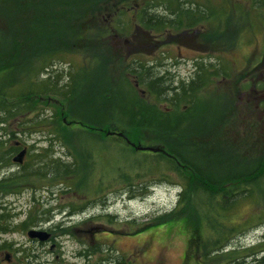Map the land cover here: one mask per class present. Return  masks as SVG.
I'll return each mask as SVG.
<instances>
[{
	"label": "rangeland",
	"instance_id": "obj_1",
	"mask_svg": "<svg viewBox=\"0 0 264 264\" xmlns=\"http://www.w3.org/2000/svg\"><path fill=\"white\" fill-rule=\"evenodd\" d=\"M39 1L42 0H0V29L10 33L9 26L14 24L13 35L18 36L19 44L20 29L30 26ZM83 1L87 0H78ZM117 1L120 2L109 0L110 7L99 15L112 22L120 17V25L131 19L133 27L128 23L132 28L129 37L103 36L100 32L96 35L95 31H90L92 40L108 38L107 41L87 43L86 49L91 52H83L85 48L81 47L73 49L47 68L32 71L33 79L43 83L50 75H55L56 79L61 72L65 75L86 67V71L80 73V84L75 92L69 94L73 101L65 103L59 95L49 96V100L36 99V109L30 115L44 114L41 120L48 125V130L54 127V118L55 124L64 131L58 133L59 141H50L51 137H46L42 131L24 134L15 127V134H22L23 140L33 145L28 164L36 166L35 171L50 168V165L39 167L37 164L39 160L54 159L52 157L73 165L71 169L76 166V171L62 175L56 182L51 175L33 172L35 184L25 192L21 202L8 198L6 204L0 203L7 216H14V228L0 233V243L8 244L0 253V264H111L112 261L115 262L112 264H264V252L257 256L249 251L264 243V174L244 185L246 191L235 190L238 195L234 200L190 191L178 205L182 192L178 177L156 180L152 187L145 188L144 182L152 178L151 173L166 171L163 157L156 156L155 152L136 150L118 135L123 132L106 130L104 137L97 127H94L95 133L87 134L80 132L79 125L67 124L68 119L77 117L78 110L84 112L88 102L100 112L104 111L103 121L114 120L112 111L118 113L116 107L110 105L113 97L110 102L106 100L108 105L101 97L105 92L102 79L108 83L105 87L109 91L124 96L126 81L116 85L113 76L120 72L126 57V63L137 61L153 65L155 74L165 76L171 86L191 80L199 65L207 66L208 70L217 66L220 74L212 78L207 88L199 89L201 94L194 95L191 109L180 117L177 128L199 120H202L201 125L177 136H162L151 131L143 142L135 144L160 148L159 144L167 143L165 140L176 141L190 161L218 177L254 170L256 162L252 160L264 158V68H258L264 52V9L255 8L249 0H180L193 11L187 18L183 15L179 28L154 31L146 37L134 35L140 22L134 19L133 9H125L123 15L116 12ZM129 1L135 6L133 0ZM148 1L136 0V3L143 6ZM169 5L174 3L169 2ZM216 10L217 14L213 15ZM153 12L171 17L164 5L153 8ZM199 13L206 17L203 22L189 26ZM179 21L177 19V23ZM97 22L89 20L88 27L99 28L100 22ZM208 34L211 40L216 37L221 41L216 40V45L211 43ZM87 35L85 32L83 39H88ZM229 43L232 45L228 47ZM96 45L100 51L97 60V55L92 53L97 51ZM24 58L19 64L26 67V74L14 77L16 73L8 72L3 75L4 83L18 82L19 90L34 88L23 81L36 65L38 55L25 53ZM105 65L111 66L110 69L103 68ZM130 81L136 84L133 79ZM136 89L147 101L153 100L142 93L146 87L136 85ZM71 107L73 113L69 111ZM161 107L168 110L164 101ZM210 108L212 115H209ZM61 112L67 119L57 122L56 116ZM5 134L0 132L1 152L12 147L15 140L6 141ZM52 149L56 150L55 155ZM37 154H41V159ZM12 157L7 160L10 166L14 164ZM16 185L18 187L8 193L22 189L21 181ZM34 194L39 196L38 204L33 201ZM71 207L78 208L74 215L69 213ZM45 212L49 214L41 217L50 219L36 224L37 214ZM33 228L51 231L54 240L31 239L28 231ZM194 236L196 239L192 241ZM17 248L27 249L29 255L19 253ZM235 250L245 256L240 262L223 256Z\"/></svg>",
	"mask_w": 264,
	"mask_h": 264
},
{
	"label": "trees",
	"instance_id": "obj_2",
	"mask_svg": "<svg viewBox=\"0 0 264 264\" xmlns=\"http://www.w3.org/2000/svg\"><path fill=\"white\" fill-rule=\"evenodd\" d=\"M108 1L109 0H87L83 2H78V0L39 1L38 10L34 19H32L29 23L30 26L20 29L21 33H19V35L22 36V38H20L21 40L19 44L16 41L18 36H16V38L14 36V24L9 26L12 33H5L3 31L4 29H0V132L7 133L5 134V138L7 137L6 141L17 135L15 134V127L19 128L22 133L42 131L46 137H51L50 141H59L58 133H63L64 131L61 130L60 125L57 123L55 124L54 118L53 124L54 127H56L48 130V125L45 122L43 123L44 120H41L44 114L38 113L33 117H30V115L36 109L34 108L37 104L35 103L37 102L36 99L44 98L45 100H49V96L59 95L66 100L65 103L73 101L69 97V94L75 92L77 86L80 84V73L82 71H86V67L75 70L73 73H65V75H63L64 72H61L60 76L56 75V77H58L56 79L54 77L55 75H50L43 83H41L39 79L37 81L33 79L34 73L36 71H40L42 68H47L48 65H52L56 60L63 59V55L70 53L73 49H80L81 47L82 49L85 48L83 52H91L89 49H86V46L88 45L87 43H98L102 40L107 41L106 39L108 38L102 40H92L91 36L93 34H91L90 31H95L96 35L100 32L104 34L103 36L113 34L114 36H125V38H127V36L129 37L130 30L132 29L131 27H133L131 19V22L129 20H125V25H120L122 20H120V17H118L116 21L112 22L113 20H108L99 15V13L101 14L104 12L103 9L110 7ZM133 1L135 6H132L131 1L129 0H120V2L117 1L114 4V8L115 11H119L121 15H123V11L125 9H133L136 16L134 19H137V21L139 20L138 22H140L135 28V36L139 34L145 35V33L151 34L154 31L160 32L179 28V25L183 20V15L187 18V14L193 11L190 9V6L189 8L184 6V2L180 0H149L143 6H139L136 3V0ZM169 2H173L174 5H169ZM195 2L199 4V2ZM249 2L257 9H264V0H249ZM163 5L165 7V11L171 15L170 18H167L165 15L160 13H152L153 8ZM197 7V10H199L200 6ZM17 9L19 10V8ZM199 14L200 15L196 21L188 23L189 26H196L197 23L199 24L203 22H201V20L206 17H202V13ZM215 14H217V10L213 15ZM177 19H180L179 23H177ZM89 20L99 21L100 25H97L99 28L88 27L90 26ZM128 23L132 26L129 27ZM85 32H88V39H83ZM181 34L182 33H180V35ZM207 36L209 37V41H212L211 43L214 44L215 42V45L217 41H221L216 37H213L214 39L211 40L209 34ZM97 45L100 46L99 44ZM97 45V51L92 52L94 55H97H95L96 60L99 58L98 56L100 53ZM110 45L113 47L112 44ZM231 45L232 43H229L228 47ZM25 53H29L30 56L34 54L38 55L35 62L36 65L30 68L33 70H29L30 75L28 76L27 74L25 76L27 79L23 81L24 83L30 84V86L33 85L34 88L32 87L25 90H19L16 88L18 82L9 81L4 83L3 75H6L8 72L16 73L14 77L24 73L26 74L28 71H25L26 67H20L19 64L20 61L25 59ZM126 58V61H123L120 72H116L113 76V81H115L116 85L126 81V91L124 92V96H120L118 94L115 95L113 92L109 91L108 87H105L108 83H105L102 79L101 86L104 87L103 91L105 92L102 93L101 97L102 100H105L107 105L108 103L106 100L109 101L111 100L110 97H113L112 101L109 102L110 105L112 103L113 107H116L118 113L117 115L115 111H112L114 120L111 123L103 121L105 118L104 111L101 109L100 112V109L97 110V108H94V106L88 102L84 108V112L78 110L79 112L76 115L77 117L67 120L68 125H79L80 127L78 128H80V132L87 134L95 133L97 130L94 127H97L100 129V132L104 137L108 130H111L112 132H123L129 140L134 143L143 142V139L147 136L146 134L151 131L162 136H165L166 134L177 136L180 135V133L182 134L186 131H192V128L197 124V126L201 125L202 120H199L195 124L187 125L182 128L180 126L177 128L178 123H180V117H184V114H187V112L191 109V105H193L192 98L194 95L196 93L201 94L200 90L207 88L213 80L212 78L220 74L219 71L221 69L219 67L217 68V66H213L215 68L214 70H208L207 66L203 67V65H199V70L195 72V75L191 78V80L188 82L181 81L176 86H171L167 82L165 76L155 74L153 65L137 61L126 63L128 57ZM110 67L111 66L108 65L103 66L105 69H110ZM258 68H264V52L263 59L259 63ZM32 71H34V73ZM131 79H133L134 83L136 82V84L146 87V94L149 95V97H152L153 100L147 101L138 92L136 84H133V82L130 81ZM204 80L208 82L204 83ZM19 81H21V79ZM60 81L62 82L59 83ZM247 86L248 83L245 84L246 88ZM171 93L172 96L169 97ZM98 96L100 98L99 94ZM163 101L167 104V111L161 107ZM95 110L99 112L97 116ZM125 110L126 113L123 114ZM69 111L71 113L74 112L72 107ZM212 113L213 112H211L210 108L209 115H212ZM61 114L59 115L58 113V116H56L57 122H61V118H66L65 116L62 117L63 112H61ZM24 129H27V131ZM67 129L73 130L72 127ZM1 138L2 136H0V163L2 156H8L10 154L13 156V152L15 151V148L12 145V147L10 146L9 148H5L6 151L1 152L3 143ZM159 141L162 142L163 140ZM164 142L167 143L159 144V147L162 148L163 151L156 152V156L164 158L166 171L159 170L151 173L152 178L144 182L145 188L148 189L149 187H152L156 180H168L173 176L178 177L181 180L180 186L182 187L178 205L183 203L185 200L184 197L190 191L203 192L213 197L220 195L224 199L231 197V199L234 200V198L238 195V191L239 193H242L241 189H245L244 191H246L247 188H244V185L255 182L261 175L264 174V158H259L252 160V162H256L254 170L235 174L232 177H227V175H220V177H218L213 172L203 169L199 163L190 161L186 154L182 153L183 150L180 146L176 145V141L171 142L165 140ZM52 152L53 155L56 154V150L52 149ZM37 155L38 159H41V154ZM52 158L54 159H51L50 161L39 160L37 164L39 167L50 165V168H45L44 172L37 171V173L44 176L51 175L54 182L61 178L62 175H71L75 173L76 166L71 169V166L73 165L65 163L56 157ZM74 162L75 161H73V164ZM63 179L65 178L63 177ZM17 183V180H1L0 192L8 193L10 190H15L18 187L16 185ZM234 185H236V187H234ZM230 186H232V188H230ZM235 190L238 191L235 192ZM13 217L14 216H7L6 209L2 204H0V233H8L14 228L12 225V221L14 219ZM40 217L41 216H38L36 224L39 222L43 223L50 219ZM195 239V236L192 237V241ZM7 247V243H0V253ZM249 251H251L253 255L259 256L260 253L264 252V243L261 242L260 244L253 246ZM237 253V250L229 251L226 254L223 253V256H230V261L232 262H240L245 256L238 255ZM113 262L114 261H112V263Z\"/></svg>",
	"mask_w": 264,
	"mask_h": 264
},
{
	"label": "flooded vegetation",
	"instance_id": "obj_3",
	"mask_svg": "<svg viewBox=\"0 0 264 264\" xmlns=\"http://www.w3.org/2000/svg\"><path fill=\"white\" fill-rule=\"evenodd\" d=\"M146 37L147 36H151L149 33H145ZM138 85V84H136ZM139 86V85H138ZM142 93L146 94V91H143ZM147 95V94H146ZM14 138V143L13 146L15 148V151L13 153V157H12V162H14L13 165H8L7 170L3 176L1 180H5V181H13V180H17L18 182L21 181V190L17 191V192H10V193H0V203L6 204V199L8 198H12V200H15V202L19 203L22 201V199L24 198V195L26 194L25 192L27 190H29L30 187H32L35 183H33V179H35L34 173H37V171H35L36 166H33L31 164H28L29 162V156L32 152L31 147L33 145H28L26 141H24L22 134H17L15 137H11ZM9 138L10 140H13ZM22 151H26L23 161L22 162H15L14 161V157H16L19 153H21ZM34 172V173H33ZM33 201L34 203L38 204V202L40 201L39 196L37 194L33 195ZM51 211V210H49ZM78 208H70V215H74L75 213H77ZM47 214H49L48 212H45L44 214H40L38 213L37 216H47ZM50 237L48 239L47 242L49 241H53L54 237H53V233L50 231Z\"/></svg>",
	"mask_w": 264,
	"mask_h": 264
},
{
	"label": "water",
	"instance_id": "obj_4",
	"mask_svg": "<svg viewBox=\"0 0 264 264\" xmlns=\"http://www.w3.org/2000/svg\"><path fill=\"white\" fill-rule=\"evenodd\" d=\"M108 134H113L112 132H109ZM119 136H122L126 142L128 144H130L131 146L135 147L136 150H140V151H151V152H161L162 149L161 148H155V147H151V146H143V145H136L135 143H133L132 141L129 140V138L124 134V133H118ZM26 151H22L21 153H19L16 157H14V161L15 162H22L24 155H25ZM28 236L31 239H38L39 241L45 242L49 239L50 237V233L44 229H30L28 231Z\"/></svg>",
	"mask_w": 264,
	"mask_h": 264
},
{
	"label": "bare ground",
	"instance_id": "obj_5",
	"mask_svg": "<svg viewBox=\"0 0 264 264\" xmlns=\"http://www.w3.org/2000/svg\"><path fill=\"white\" fill-rule=\"evenodd\" d=\"M14 153V152H13ZM12 155H8V156H2L1 157V163H0V179H2L3 178V176H4V172H6V170H7V167H6V165L8 166V164L9 163H7V160L9 159V157H11ZM2 181H5V180H2ZM0 193H2V192H0ZM3 205V204H2ZM4 206V205H3ZM27 249H25V250H23L22 248H17V251L19 252V253H25L27 256L29 255V254H27V251H26ZM37 258V257H36ZM30 264H32V262H30Z\"/></svg>",
	"mask_w": 264,
	"mask_h": 264
}]
</instances>
